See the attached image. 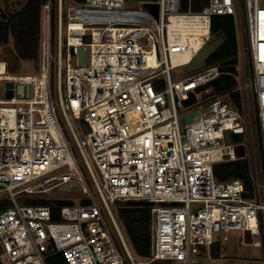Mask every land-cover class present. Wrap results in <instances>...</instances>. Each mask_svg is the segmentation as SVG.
<instances>
[{
    "label": "built area",
    "instance_id": "obj_1",
    "mask_svg": "<svg viewBox=\"0 0 264 264\" xmlns=\"http://www.w3.org/2000/svg\"><path fill=\"white\" fill-rule=\"evenodd\" d=\"M241 2L253 126L264 149V0ZM73 3L66 11L64 0H56V8L53 0L42 7L38 74L12 75L8 63L0 62V200L11 202L0 210V263L47 264L51 251L67 264H197L202 257L213 262L211 246L224 245L231 232L242 233V245L261 249L264 261V179L261 185L242 97L237 106L209 86L231 74L219 64L184 72L212 37L213 18L235 21L237 0H206L198 12L191 0L188 11L182 0ZM149 5L158 6L157 15ZM74 47L86 49L84 65ZM187 55L192 58L184 61ZM7 82L14 84L11 99ZM193 113L197 119L183 125ZM232 136L246 139L234 143ZM240 160L250 166V197L240 180L215 178L216 165ZM69 183L84 195L78 205L27 202ZM130 201L152 204L151 249L144 260L132 256L111 208Z\"/></svg>",
    "mask_w": 264,
    "mask_h": 264
},
{
    "label": "trees",
    "instance_id": "obj_2",
    "mask_svg": "<svg viewBox=\"0 0 264 264\" xmlns=\"http://www.w3.org/2000/svg\"><path fill=\"white\" fill-rule=\"evenodd\" d=\"M188 1L182 0L184 10L188 9ZM47 0H26L19 9L2 12L0 14V61L2 59V48L13 41V47L20 61H39V46L41 33L42 7ZM206 4V0H191V9L198 12ZM54 26V21H53ZM54 30V27H53ZM223 32L226 40L221 47L206 61L208 65L219 64L221 66L239 65V48L235 21L232 17L218 16L212 20V33ZM201 45V44H200ZM200 48V47H199ZM198 48V49H199ZM191 55L185 56L190 60ZM237 71L231 74L221 75L216 81L210 83L214 93L227 95L232 98L237 106H241V96L237 89ZM215 178L218 182L240 180L248 196H253L255 190L252 180L250 166L247 161L240 160L232 163H223L214 167ZM32 204H49L42 200H27ZM87 203V202H84ZM71 202L59 201V207L70 205ZM11 202L7 199L0 200V210L7 208ZM117 214L123 224L129 241L139 259H147L151 249V207L152 204L142 201L117 202ZM53 218L58 219V208H53ZM220 243H214L210 248V256L218 260L222 255ZM206 252V249H203ZM47 264H67L66 259L60 253L49 252L46 254ZM197 264H208L199 262Z\"/></svg>",
    "mask_w": 264,
    "mask_h": 264
},
{
    "label": "rangeland",
    "instance_id": "obj_3",
    "mask_svg": "<svg viewBox=\"0 0 264 264\" xmlns=\"http://www.w3.org/2000/svg\"><path fill=\"white\" fill-rule=\"evenodd\" d=\"M82 0H64V11H66L69 7L75 6L73 2H81ZM26 0H0V14L2 12L7 11H14L16 9H19L22 4H24ZM54 8H56V0H53ZM236 17H235V26H236V32H237V38H238V48H239V65L237 67V83L238 87L237 89L240 92V95L242 97V101L244 103V107L246 112L248 113L251 125H252V141H253V151L255 156V169L256 174L258 176V181L262 185L263 184V172L262 169L264 168V149L261 146L260 138L257 135L255 131L254 125V116L256 114L255 111V104H254V93H253V82H252V70L251 65L249 61L248 56V50H247V36H246V22H245V16H244V6L241 2V0H237L236 4ZM183 11H188L183 9ZM54 17V30H53V54L54 58L56 57L57 49H56V36H57V27L58 22L56 23V13L53 12ZM2 59L5 60L8 63V73L12 75H31V74H38L40 72V63L38 62H31V61H20L14 51L13 47V41L11 40L8 45L2 48ZM75 64V62H73ZM55 66V64H53ZM4 86L5 83H0V99H3L4 96ZM52 96L53 100L55 101L57 105V92H56V83H55V67H54V73H53V81H52ZM223 98H227L230 101H233L231 97L227 95H221ZM60 116V115H59ZM61 119V117H60ZM245 137H236L232 136V142L237 143L244 141ZM90 183V181H89ZM52 184L46 185V188L52 186ZM30 200H42L52 203H58L59 201H67L71 202L70 205H78L79 201L84 195L82 193H75V192H62L59 190H51L49 192L41 193V194H35L29 196ZM97 203L102 209L106 220L107 216L103 210V207L100 203V201L97 199ZM20 204L24 205L26 204V200H21ZM112 211L114 213L115 220L120 228V231L123 234V237L127 243V246L132 253V256L135 260H141L138 258L135 250L133 249L129 238L127 237V234L124 230L123 224L117 214V207L114 205H111ZM109 228L111 230V234L113 237V240L115 241L119 251L121 254L124 255L123 250L120 246V243L116 237V234L114 230L112 229V226L110 225L109 221ZM241 232H231L229 234V240L224 243L222 246V255L218 260H213L211 262L209 259L202 257L198 259V262H205L208 264H264V261L262 260L261 255V249H257L253 247L252 245H242L241 244ZM261 237H256L253 239V241L261 240ZM247 242H252L250 238L247 237ZM264 248V245H263ZM262 248V251L264 250ZM264 253V251H263ZM144 260V259H143ZM128 264V263H126Z\"/></svg>",
    "mask_w": 264,
    "mask_h": 264
},
{
    "label": "water",
    "instance_id": "obj_4",
    "mask_svg": "<svg viewBox=\"0 0 264 264\" xmlns=\"http://www.w3.org/2000/svg\"><path fill=\"white\" fill-rule=\"evenodd\" d=\"M149 8H151L152 11L155 13V15H157L158 13L157 5H149ZM225 40H226V37L223 32L213 34L212 37L209 39V41L204 45V47L195 56L193 61L188 66L184 67V72L189 73V72H193L195 70L205 67L207 59L211 57L212 54L215 53L221 47V45L225 42ZM72 53L74 55L78 54L79 63L81 65H84L86 63V49L84 47L79 48V49L74 47L72 48ZM220 71L223 73H234L237 71V67L236 66H222L220 67ZM6 87L10 89L7 92V98L9 99L13 98L12 89L14 87V84L11 82H7ZM18 90H19V93L22 95L24 86H19ZM27 96H29V87H27ZM194 119H197V113H193L192 115L182 119V124L185 125L187 123H190ZM57 190L62 191V192H79L81 191V188L75 183H69V184L59 187Z\"/></svg>",
    "mask_w": 264,
    "mask_h": 264
},
{
    "label": "bare ground",
    "instance_id": "obj_5",
    "mask_svg": "<svg viewBox=\"0 0 264 264\" xmlns=\"http://www.w3.org/2000/svg\"><path fill=\"white\" fill-rule=\"evenodd\" d=\"M185 58V57H184ZM191 60V59H190ZM184 61H189V60H185ZM3 62V61H0ZM0 73H4V67H3V63H0Z\"/></svg>",
    "mask_w": 264,
    "mask_h": 264
}]
</instances>
